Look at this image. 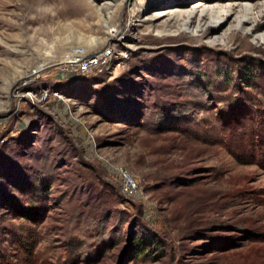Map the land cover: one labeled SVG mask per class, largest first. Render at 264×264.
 <instances>
[{"label":"rangeland","instance_id":"obj_1","mask_svg":"<svg viewBox=\"0 0 264 264\" xmlns=\"http://www.w3.org/2000/svg\"><path fill=\"white\" fill-rule=\"evenodd\" d=\"M203 1L264 10V0H0V260L264 264V169L244 137L264 118V28L247 38L228 25L210 46L196 30L167 38L178 35L169 13ZM71 46L115 55L102 74L62 78ZM121 167L136 197L122 194ZM16 236L39 242L38 257Z\"/></svg>","mask_w":264,"mask_h":264},{"label":"bare ground","instance_id":"obj_2","mask_svg":"<svg viewBox=\"0 0 264 264\" xmlns=\"http://www.w3.org/2000/svg\"><path fill=\"white\" fill-rule=\"evenodd\" d=\"M203 2L187 11L170 12L168 16L171 19L167 22V27L170 28V31L175 30L178 35H168L167 38L173 40L176 37L178 39L184 38L193 30H196L195 38L204 45L205 41H209L206 42V45L210 46L220 41L219 35L222 33L218 31H223L228 25L231 26L233 33L239 32L247 38L255 36L257 32L264 28V24L261 23V21H264V10L257 11V7Z\"/></svg>","mask_w":264,"mask_h":264},{"label":"built area","instance_id":"obj_3","mask_svg":"<svg viewBox=\"0 0 264 264\" xmlns=\"http://www.w3.org/2000/svg\"><path fill=\"white\" fill-rule=\"evenodd\" d=\"M114 55L115 52L109 48L89 52L83 46H71L63 53L61 60L56 65L57 74L62 78L71 79L102 74L109 69ZM42 70L36 68L29 77L23 80V85L31 86L36 83ZM117 174L122 194L127 198L136 197L140 187L135 176L123 167L117 168Z\"/></svg>","mask_w":264,"mask_h":264},{"label":"trees","instance_id":"obj_4","mask_svg":"<svg viewBox=\"0 0 264 264\" xmlns=\"http://www.w3.org/2000/svg\"><path fill=\"white\" fill-rule=\"evenodd\" d=\"M262 118V116H261ZM259 118L257 116L252 117V124L247 128L246 131L244 132V137H250L252 141V158L254 162H257L261 165V167L264 169V118ZM244 127H240L238 130H245L243 129ZM237 130V131H238ZM236 131V132H237ZM241 147L239 148V151H242L245 141L242 139L241 142ZM234 145V144H233ZM259 149V150H258ZM233 155L235 157H240L242 154H239L238 152H233ZM24 235V234H22ZM15 242L18 243L19 249L22 250V252H28V256L35 259V256L38 257L37 253V247L39 242H33L31 243L29 239L26 236H16L15 237ZM146 249L145 243H142L141 241L136 244L135 250L137 254V259L140 258L145 252L144 250ZM0 264H34L33 262H26V260H17L16 263H10L6 259L0 260Z\"/></svg>","mask_w":264,"mask_h":264}]
</instances>
